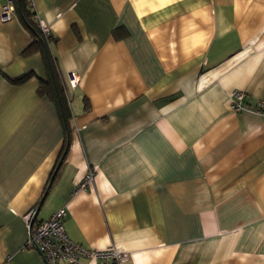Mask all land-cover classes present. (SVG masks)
Wrapping results in <instances>:
<instances>
[{
	"label": "crops",
	"instance_id": "1",
	"mask_svg": "<svg viewBox=\"0 0 264 264\" xmlns=\"http://www.w3.org/2000/svg\"><path fill=\"white\" fill-rule=\"evenodd\" d=\"M32 2L69 130L40 91L46 51L0 18V264H47L27 246L33 207L36 221L65 208L75 242L128 253L78 264H264V117L230 99H264V0Z\"/></svg>",
	"mask_w": 264,
	"mask_h": 264
},
{
	"label": "built area",
	"instance_id": "2",
	"mask_svg": "<svg viewBox=\"0 0 264 264\" xmlns=\"http://www.w3.org/2000/svg\"><path fill=\"white\" fill-rule=\"evenodd\" d=\"M33 4V2H32ZM14 14L13 0H4L0 10L1 20H9ZM36 19L42 31L46 35L51 34L50 26L36 14ZM71 86L76 87L78 78L74 73L70 74ZM246 93L240 90H234L230 96L231 107L239 112L249 110L258 113L264 117V99L256 104L250 105L245 101ZM93 179V172H90L80 188L86 187ZM37 208H31L24 215L27 226L28 239L27 246L36 248L47 264H78L82 258L89 260H107L122 262L128 259V253L117 250L114 247L104 250L89 248L81 243L73 241L65 229V208L57 210L49 219L36 221Z\"/></svg>",
	"mask_w": 264,
	"mask_h": 264
},
{
	"label": "trees",
	"instance_id": "3",
	"mask_svg": "<svg viewBox=\"0 0 264 264\" xmlns=\"http://www.w3.org/2000/svg\"><path fill=\"white\" fill-rule=\"evenodd\" d=\"M14 4V14L17 15L20 20L24 23L27 29L31 32L33 37V41L31 43L35 44V46L41 47L43 50L46 51V58L49 61V70H50V84L51 88L47 83H43L41 86V93L46 92L50 97H52L59 105L60 113L64 124L66 126V130L68 131L69 127V117H70V108L68 106V99L66 95V85L63 83L62 78L58 74L56 66L54 64L53 56L50 52V44L54 41V36L52 33L50 35H46L40 25L38 20L36 19V12L34 10V5L32 4V0H13ZM46 85L48 87H46ZM70 145V138L69 136L65 140V144L61 151V156L67 154L68 148ZM54 172L51 173L50 179L53 178ZM48 181V183H49Z\"/></svg>",
	"mask_w": 264,
	"mask_h": 264
}]
</instances>
